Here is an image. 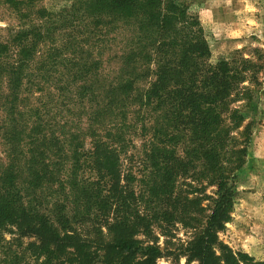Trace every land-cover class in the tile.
Returning <instances> with one entry per match:
<instances>
[{"label": "trees", "instance_id": "1", "mask_svg": "<svg viewBox=\"0 0 264 264\" xmlns=\"http://www.w3.org/2000/svg\"><path fill=\"white\" fill-rule=\"evenodd\" d=\"M36 1L3 0L23 21L0 43L9 111L19 94L37 91L77 105L84 128L69 132L67 122L56 133L36 120L18 133L29 158L23 178L19 165L0 175V264H156L159 247L135 236L194 220L196 199L182 198L180 180L216 187L204 228L184 250L188 262L215 264V232L229 220V182L248 141L243 107L230 106L252 99L243 84L255 82L256 68L241 56L212 62L203 27L178 0H73L57 11ZM33 18L40 23L28 28ZM60 67L65 82L53 77ZM137 136L140 196L132 174L121 182L119 171ZM224 251V264H255Z\"/></svg>", "mask_w": 264, "mask_h": 264}, {"label": "rangeland", "instance_id": "2", "mask_svg": "<svg viewBox=\"0 0 264 264\" xmlns=\"http://www.w3.org/2000/svg\"><path fill=\"white\" fill-rule=\"evenodd\" d=\"M178 1L187 5L189 12L197 17L203 27L212 62L241 56L250 60L256 68L255 82L243 84L250 88L252 99L248 102L241 100L230 106L232 108L243 107L242 113L245 121L242 126L243 128L249 126L246 135L248 141L243 145L245 146L244 163L233 174L234 178L229 182L234 194L233 208L229 220L215 232L216 242L213 245V251L217 258L215 264H224V249L233 256L241 254L253 260L255 264H264V0ZM72 2L73 0L36 1L49 11L69 7ZM31 20V23H27L28 28L34 26L36 28L40 23L34 18ZM19 22L23 21H19L11 7L0 0L1 44L10 40V35L17 30ZM54 38L58 42L62 41V36L55 35ZM53 70L59 72L53 74L54 79L62 78L65 82L64 68ZM9 95L5 78L1 77L0 175L4 174L9 166L19 165L21 178H23L25 161L29 158L26 155L28 139H25L24 135H27L36 120H40L45 131L52 129L56 133L62 132L67 122L68 126L64 127L67 131L72 132L76 129L82 131L84 123L81 119L78 123L77 115H73L79 112L77 105H72V103L66 105L67 102L63 101V98L54 96L51 99L37 91L34 94H19L20 98L16 100L14 112L10 113L9 106L12 104V98ZM43 104H45L44 108H42ZM29 108L32 111L28 110ZM35 109L38 113L34 112ZM13 127L16 130L15 133L8 135L9 128L11 130ZM20 131L24 132V135H18ZM17 144L20 147L16 148ZM142 144L141 137L133 138L132 146L126 149V154L122 155L119 160L121 182L125 174L131 173L134 178L135 192L139 196L145 172L142 161ZM47 158L52 160L54 157L50 153ZM207 183L206 180L198 182L180 180L175 183L179 187L182 198L196 199L194 211L190 215L194 220L179 222L174 219L167 224L151 226L148 236L138 231L139 233L135 236L137 240L146 244H156L159 247L161 257L156 264H198L197 261L188 262L184 250L198 238L205 226V217L213 209L216 187ZM185 184H191L193 188ZM142 209L143 205L140 208L141 212ZM4 237L7 241L13 238L9 234H5ZM22 241L29 243L33 241V238H24ZM130 263H134V259L133 262L131 259Z\"/></svg>", "mask_w": 264, "mask_h": 264}]
</instances>
